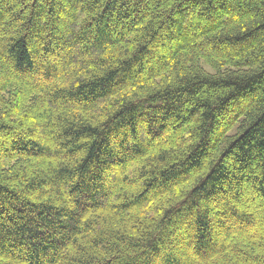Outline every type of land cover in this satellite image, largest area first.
I'll use <instances>...</instances> for the list:
<instances>
[{"label": "trees", "instance_id": "obj_1", "mask_svg": "<svg viewBox=\"0 0 264 264\" xmlns=\"http://www.w3.org/2000/svg\"><path fill=\"white\" fill-rule=\"evenodd\" d=\"M0 264H264V0H0Z\"/></svg>", "mask_w": 264, "mask_h": 264}, {"label": "rangeland", "instance_id": "obj_2", "mask_svg": "<svg viewBox=\"0 0 264 264\" xmlns=\"http://www.w3.org/2000/svg\"><path fill=\"white\" fill-rule=\"evenodd\" d=\"M208 70V69H207ZM210 71V70H209Z\"/></svg>", "mask_w": 264, "mask_h": 264}]
</instances>
